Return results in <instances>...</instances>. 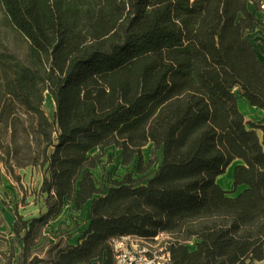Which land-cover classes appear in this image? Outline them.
I'll return each mask as SVG.
<instances>
[{
	"label": "trees",
	"instance_id": "1",
	"mask_svg": "<svg viewBox=\"0 0 264 264\" xmlns=\"http://www.w3.org/2000/svg\"><path fill=\"white\" fill-rule=\"evenodd\" d=\"M250 2L258 6L0 0L29 44L27 59L0 51V164L19 181L26 167L43 175L45 209L30 219L15 213L20 264H115L113 238L160 233L170 237L171 264L264 260V124L246 121L238 106L243 96L264 108V62L247 36L259 24ZM113 146L141 176L100 187L92 170ZM236 159L235 187H247L231 197L217 177ZM68 200L78 210L90 203L81 241L38 246Z\"/></svg>",
	"mask_w": 264,
	"mask_h": 264
},
{
	"label": "rangeland",
	"instance_id": "2",
	"mask_svg": "<svg viewBox=\"0 0 264 264\" xmlns=\"http://www.w3.org/2000/svg\"><path fill=\"white\" fill-rule=\"evenodd\" d=\"M29 44L17 32L10 28L5 18L3 6L0 3V51L9 50L16 52L21 58L27 59ZM48 93L45 94V99ZM52 120H55V118ZM258 121L257 123H259ZM153 143H149L143 148L145 161L151 158ZM100 150L92 151V154ZM102 154L101 161L92 170L95 179L100 187L110 186L115 180H122L127 174H132L134 177L141 175L136 171V164L125 165L123 162L122 152L117 147H109L100 152ZM162 160V153L159 152L157 159L149 171L154 173ZM0 170V224L9 223L10 225V206L11 211L15 214L16 211L21 213L26 219L33 218L34 215L40 213L43 209L44 201L38 200L39 191L42 185L43 175L39 168L26 167L19 171L21 180L17 182V192L10 198V175L6 172L3 164ZM24 181V185L21 181ZM26 187V190L24 189ZM23 191V192H22ZM31 204L30 207H24ZM86 214V205L82 209H76L73 203L68 200L63 208L61 217L55 222L47 225L40 236L39 246L43 247L49 243H54L61 238L65 242L71 238L73 241L79 242L84 231L89 225L90 219ZM1 237V236H0ZM193 246V245H191ZM10 246L8 245L9 250ZM5 251V250H4ZM97 261L93 262V264Z\"/></svg>",
	"mask_w": 264,
	"mask_h": 264
},
{
	"label": "crops",
	"instance_id": "3",
	"mask_svg": "<svg viewBox=\"0 0 264 264\" xmlns=\"http://www.w3.org/2000/svg\"><path fill=\"white\" fill-rule=\"evenodd\" d=\"M249 9L255 15V17L259 21V24L256 25L253 29L249 30L247 36L249 41L253 45L258 57L264 62V12L260 10L259 7L256 6L253 2L249 3ZM238 106L240 111L244 114L246 121H260L262 122V124H264V108H259L251 105L250 102L243 96L238 97ZM257 132L260 137H263L264 133L261 128H257ZM242 163L243 161L241 159L234 160L228 166L226 172L217 177V182L225 191L228 192V195L231 197L238 196L247 187L245 184H241L236 188L234 184L235 168L237 165ZM21 182V184L24 185V181L22 180ZM16 186L17 182H15L10 176V198H13V196L17 192ZM24 189L26 190V187H24ZM40 199L43 200V198L39 195L37 201H39ZM33 203L34 202H31L30 204L25 205L24 207H30ZM11 209L12 207L10 206V225L9 223H7V225L5 223L0 224V264H20L19 256L24 249V243L17 240L14 232V223L16 221V215L11 211ZM43 209H45V205H43ZM86 214L89 216L88 219H90V203L86 204ZM38 215L39 213L34 215V217ZM60 217L61 214L54 218L52 221H50L47 225L51 224L53 221L55 222ZM80 241L81 239L79 240V242ZM66 242L70 244L79 243L77 241H73L71 238L69 239V241ZM8 245L10 246V248L7 251ZM94 261H97V263L95 264H101L99 259H94L88 263L79 264H93ZM260 264H264V260L260 262Z\"/></svg>",
	"mask_w": 264,
	"mask_h": 264
},
{
	"label": "built area",
	"instance_id": "4",
	"mask_svg": "<svg viewBox=\"0 0 264 264\" xmlns=\"http://www.w3.org/2000/svg\"><path fill=\"white\" fill-rule=\"evenodd\" d=\"M264 12V0H256ZM170 237L160 233L153 238L133 234L115 237L111 241L115 264H171Z\"/></svg>",
	"mask_w": 264,
	"mask_h": 264
},
{
	"label": "bare ground",
	"instance_id": "5",
	"mask_svg": "<svg viewBox=\"0 0 264 264\" xmlns=\"http://www.w3.org/2000/svg\"><path fill=\"white\" fill-rule=\"evenodd\" d=\"M44 108L45 111L47 113V115L52 119L55 118V114H56V104L55 101L53 99V97L51 96V94L48 93L45 101H44Z\"/></svg>",
	"mask_w": 264,
	"mask_h": 264
}]
</instances>
